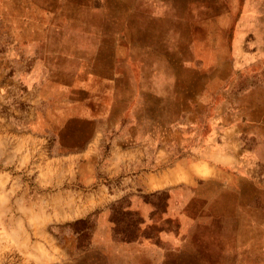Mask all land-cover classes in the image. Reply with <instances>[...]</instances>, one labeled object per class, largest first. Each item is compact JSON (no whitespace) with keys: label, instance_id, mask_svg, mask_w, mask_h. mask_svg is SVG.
Returning <instances> with one entry per match:
<instances>
[{"label":"rangeland","instance_id":"obj_1","mask_svg":"<svg viewBox=\"0 0 264 264\" xmlns=\"http://www.w3.org/2000/svg\"><path fill=\"white\" fill-rule=\"evenodd\" d=\"M0 264H264V0H0Z\"/></svg>","mask_w":264,"mask_h":264},{"label":"bare ground","instance_id":"obj_2","mask_svg":"<svg viewBox=\"0 0 264 264\" xmlns=\"http://www.w3.org/2000/svg\"><path fill=\"white\" fill-rule=\"evenodd\" d=\"M150 55V54H149Z\"/></svg>","mask_w":264,"mask_h":264}]
</instances>
